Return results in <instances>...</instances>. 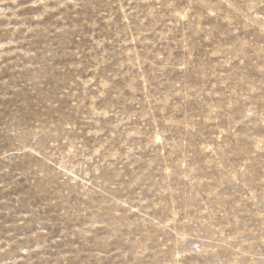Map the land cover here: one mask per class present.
Here are the masks:
<instances>
[{
	"label": "rangeland",
	"instance_id": "obj_1",
	"mask_svg": "<svg viewBox=\"0 0 264 264\" xmlns=\"http://www.w3.org/2000/svg\"><path fill=\"white\" fill-rule=\"evenodd\" d=\"M0 264H264V0H0Z\"/></svg>",
	"mask_w": 264,
	"mask_h": 264
}]
</instances>
